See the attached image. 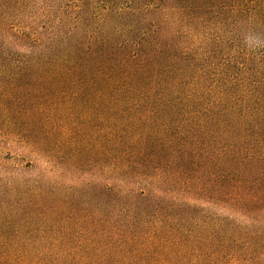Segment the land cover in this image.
I'll list each match as a JSON object with an SVG mask.
<instances>
[{"label": "trees", "instance_id": "obj_1", "mask_svg": "<svg viewBox=\"0 0 264 264\" xmlns=\"http://www.w3.org/2000/svg\"><path fill=\"white\" fill-rule=\"evenodd\" d=\"M0 264H264V0H0Z\"/></svg>", "mask_w": 264, "mask_h": 264}, {"label": "rangeland", "instance_id": "obj_2", "mask_svg": "<svg viewBox=\"0 0 264 264\" xmlns=\"http://www.w3.org/2000/svg\"><path fill=\"white\" fill-rule=\"evenodd\" d=\"M18 161L19 160H17L15 154L9 152L8 150L0 148V162L6 163L9 166L17 167L19 165Z\"/></svg>", "mask_w": 264, "mask_h": 264}]
</instances>
